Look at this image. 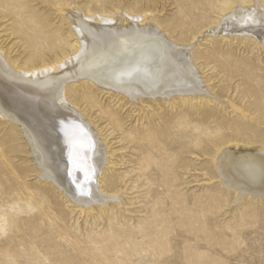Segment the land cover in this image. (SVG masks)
<instances>
[{"label": "bare ground", "instance_id": "bare-ground-1", "mask_svg": "<svg viewBox=\"0 0 264 264\" xmlns=\"http://www.w3.org/2000/svg\"><path fill=\"white\" fill-rule=\"evenodd\" d=\"M197 4L205 7L190 18L187 28L177 20L166 31L162 22L152 19L150 10L132 11L120 6L112 15L97 10L88 14L73 0H66L58 12L70 33L61 34L59 43L54 35L47 36L45 43L37 40L24 61L21 57H7L0 45V119L14 125L6 123L2 143L9 144L14 151V144L19 140L25 142L41 188L53 186L82 212L92 210L93 205L103 210L121 194L116 190L115 175L109 173L114 164L103 171L109 165L104 159L107 154L103 145L106 150L108 146L87 113L80 109L82 102L96 105L95 90L124 104L139 102L140 111L149 102L185 104L191 99L201 101L204 94L219 100L199 66L204 56L191 48L204 36H233L252 40L264 49V0H238L221 10L207 6L205 0H197ZM185 32H189L190 41L184 40ZM13 33L22 41V22H16ZM213 51L207 58L210 62L218 54ZM259 72L263 80L256 86L246 85V92L254 98L251 110L257 114L256 120L235 127L244 140L235 135L212 137L205 144H175L176 148L171 149L172 137L181 134L174 132L172 122L164 116L161 128L151 126L134 134L132 141L141 154L136 162L138 168L152 186L160 188L151 191L148 204L156 208L148 209L149 217L140 230L124 232L122 241L106 236L101 241L108 243L94 252L92 246L100 241H81L72 235L61 212L51 227L39 225L37 218H13L9 223L13 236L6 235L5 223L0 225V264H6L5 260L15 264H114L111 261L116 254H130L132 248L156 264H223L215 258L214 249H207L216 246L217 237L208 229L207 213H216L225 199L236 205L243 200L257 206L264 202V145L248 142L245 137L247 130L264 124V68H259ZM242 74L254 76L248 71ZM231 108L245 116V111L233 104ZM190 116L183 112L172 121L177 126H190L194 122ZM103 118L120 130L121 117L117 112L105 108ZM187 153H197L207 160L201 167L194 166L183 159ZM3 156L0 150V195L4 200L15 192L19 200L24 171L8 169L6 160L1 163ZM188 167L204 171L203 176L210 183L203 195L205 207L201 197L193 199L190 207V201L178 194L183 183L174 169ZM220 190L221 197L217 195ZM117 208L124 206L119 204ZM51 210L45 213L46 217ZM243 215L260 220L264 228L263 211L256 213L247 208ZM106 216L111 219L110 213ZM175 229L181 230L175 235L181 243L172 238ZM237 235L236 242L244 244V238ZM15 240L22 242V252L13 248Z\"/></svg>", "mask_w": 264, "mask_h": 264}, {"label": "rangeland", "instance_id": "rangeland-1", "mask_svg": "<svg viewBox=\"0 0 264 264\" xmlns=\"http://www.w3.org/2000/svg\"><path fill=\"white\" fill-rule=\"evenodd\" d=\"M235 1L238 0H205L207 6H217L218 10L232 5ZM243 1L249 2L250 0ZM73 2L88 14L97 10L103 15H112L120 9V6L132 11L134 9L150 10L152 19L162 22L166 31L177 20L186 24L184 28H187L190 18L197 16L200 10L205 7L197 4V0H150V2L145 0H73ZM65 3L66 0H0V45L7 51L8 55L6 54V56L21 57L24 61L29 55L30 47L36 46L37 40L45 43L47 36L54 35L56 42L59 43L61 34L68 35L69 27L66 25L62 13L58 12V8L64 6ZM19 21L22 22V41L19 40L17 34L13 33L15 24ZM45 32L46 34H44ZM185 37V41L187 39L190 41L189 32H185ZM203 38L191 49L204 56L199 61V66L207 79V85L219 100L204 94L201 101L200 99H191L185 104L149 102L144 104L145 107H142L140 111L141 103L139 102L135 103L136 105L124 104V101L111 98L94 89L96 105L80 103V109L87 113L89 121L98 128L108 146L106 150L103 145L104 152L107 154L104 159H107L109 163L108 166L103 167V171H107L114 164V170L109 173L115 175L116 178L113 177V179L118 184L116 190L121 192V194H117L115 201L108 202L107 207L103 209L105 214L95 205L91 207L92 210L82 212L76 204L68 203L53 186L41 188L42 184L38 182L31 159L27 156L25 142L19 140L14 144L16 147L14 151H11L9 144L2 143L6 123L11 125L13 123L4 122L5 119H2V122L0 119V150L5 158H1V163L6 160L8 169L10 167L22 168L24 171L21 179L22 194L20 199L18 200L15 192L4 200L0 195V225L6 224V235L13 236L12 227L9 224L13 218L21 221L37 218L39 225L51 227L58 212L64 214L65 223L72 235L81 241L92 238L100 241L92 246L94 252L101 251L108 243L107 240L101 241L106 236L110 235L109 237L122 241L124 232L140 230L141 224L149 217L148 209L156 208L153 204H148L152 199L153 192L151 191L155 186L151 185V182L142 175L138 168L136 162L141 158V154L132 139L134 134L144 132L151 126L161 128L163 123L161 116L172 122L171 125L176 134L178 132L181 134V136L172 137L171 144L174 145L171 149L176 148L175 144H185L186 146L205 144L207 138L212 137L226 138L235 135L234 137L244 140L235 127H240L245 123H254L256 120L257 114L251 110L254 98L246 92V85L250 83L256 86L259 80H263L259 76V68H264V49H261L256 42L243 40L240 37L204 36ZM71 39L74 41V38ZM213 50H216L218 54H216V60L210 62L207 58L212 55ZM48 57L49 53H46V58ZM253 68L257 73L253 71ZM244 71H248L254 76L249 77L250 75L242 74ZM231 104L245 111V116L234 111ZM105 108L120 115V130L115 129L109 120L103 118ZM183 112L191 115V120L194 122L190 126L186 124L177 126L176 122L172 121ZM245 135L248 142L264 145V124H256L254 129L247 130ZM183 159L197 167L204 165L207 160L206 157H201L197 153L184 154ZM185 169L187 170L174 169L180 177V182L183 183L179 186L178 194L183 199L190 201V207L193 206V199L200 197L202 198L201 205L207 206L203 195L208 191L210 183L203 176L204 171L194 170L191 167ZM217 195L223 196L221 190ZM231 202L233 200L225 199L216 213H207L208 229L217 236L215 237L216 246L213 248L208 246L207 249H214L217 253L215 258L223 264H264V228L261 226L262 223L258 219L247 218L243 215L247 208L255 209L256 213L257 211L264 212V202L262 201L258 206L246 200L238 205ZM119 204H123L124 209H118ZM50 209H53L51 210L53 212L49 217H46L45 213H48L47 211ZM109 213L111 219L106 216ZM175 230L172 238H176L175 240L181 243L182 240L175 236L181 230ZM16 232L18 231L16 230ZM116 232L118 233L116 235L121 236H113L112 233ZM237 234H240L242 239L244 238V244L236 242L239 236ZM69 240L72 241V238ZM135 240L141 241V239ZM241 240L239 242H242ZM202 244L207 247L205 242ZM129 247L126 246L128 249ZM13 248L22 252V242L15 240ZM86 252L89 253L88 250ZM2 259L0 257V263L3 262ZM4 262L15 264L12 260ZM111 262L114 264H146V262L156 264L153 259L149 261V257L145 256L143 252L136 251L135 248H132L130 254L119 252Z\"/></svg>", "mask_w": 264, "mask_h": 264}]
</instances>
